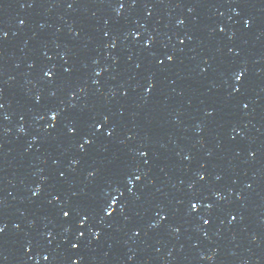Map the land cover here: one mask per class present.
Segmentation results:
<instances>
[{
	"label": "water",
	"instance_id": "95a60500",
	"mask_svg": "<svg viewBox=\"0 0 264 264\" xmlns=\"http://www.w3.org/2000/svg\"><path fill=\"white\" fill-rule=\"evenodd\" d=\"M0 228V264H264V0H0Z\"/></svg>",
	"mask_w": 264,
	"mask_h": 264
},
{
	"label": "snow or ice",
	"instance_id": "6c2138e0",
	"mask_svg": "<svg viewBox=\"0 0 264 264\" xmlns=\"http://www.w3.org/2000/svg\"><path fill=\"white\" fill-rule=\"evenodd\" d=\"M245 23L247 24L248 22L246 21ZM171 59H172V57H169V60H171ZM49 75H51V73H49ZM242 75H243V73L237 75L235 77L236 80H240ZM245 107H247V106L245 105ZM56 118H57V114L54 113L52 115V119L55 120ZM97 127L99 128L100 126L97 125ZM70 131H74V129H70ZM109 135H111V133H109ZM85 143H91V141L90 140H86ZM137 179H139V177H137ZM129 183H131V181H129ZM192 207H193V209H195L197 207V205L194 204V205H192ZM106 212H107V214L111 215V208H110V206H109V209L106 210ZM63 215L67 217L69 215V213L68 212H64ZM206 223H207V221H206ZM2 231H3V228H0V232H2ZM80 235L83 236V233H80ZM73 247L75 248V247H77V245L74 244ZM46 259H47V257H46Z\"/></svg>",
	"mask_w": 264,
	"mask_h": 264
}]
</instances>
